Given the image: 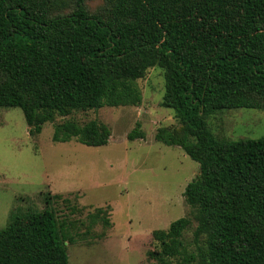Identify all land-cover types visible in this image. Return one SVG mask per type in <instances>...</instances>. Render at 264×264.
<instances>
[{"label": "trees", "instance_id": "trees-1", "mask_svg": "<svg viewBox=\"0 0 264 264\" xmlns=\"http://www.w3.org/2000/svg\"><path fill=\"white\" fill-rule=\"evenodd\" d=\"M0 0V106L19 107L29 133L76 111L138 106L137 79L163 70L160 104L177 126L155 139L198 162L183 195L191 217L154 230L151 264H264V135L228 140L207 118L223 109H264V0ZM91 119L54 123L53 141L106 144ZM139 122L127 138H143ZM98 207L92 218H108ZM195 222V248L183 233ZM75 238L53 209L11 215L0 228V264H69Z\"/></svg>", "mask_w": 264, "mask_h": 264}, {"label": "rangeland", "instance_id": "rangeland-1", "mask_svg": "<svg viewBox=\"0 0 264 264\" xmlns=\"http://www.w3.org/2000/svg\"><path fill=\"white\" fill-rule=\"evenodd\" d=\"M102 0H91L90 10ZM140 105L104 106L56 117L79 123L98 119L111 131L108 142L91 146L72 138L53 141L54 123L46 122L31 135L19 107L0 106V228L11 215L27 210L53 209L75 238L66 242L69 264H151L148 252L160 247L154 230L191 217L183 191L199 172V164L176 145L155 139L161 126H177L174 110L160 104L163 70L150 67L137 79ZM136 122L143 138L129 140ZM210 131L228 140L264 135V109L230 108L207 118ZM108 218H92L97 208ZM195 222L183 233L194 250ZM178 264L181 258L170 260Z\"/></svg>", "mask_w": 264, "mask_h": 264}]
</instances>
